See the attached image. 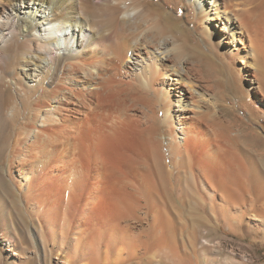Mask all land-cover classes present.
Here are the masks:
<instances>
[{
  "label": "bare ground",
  "instance_id": "1",
  "mask_svg": "<svg viewBox=\"0 0 264 264\" xmlns=\"http://www.w3.org/2000/svg\"><path fill=\"white\" fill-rule=\"evenodd\" d=\"M200 9L206 16L193 34L211 50L228 37L234 47L223 50L255 70L252 88L264 97V0H213ZM187 12L197 18L194 5ZM207 17L226 36L217 38ZM187 32L183 20L149 0H0L5 240L13 241L4 207L17 202L15 187L49 240H71L70 256L82 243L100 249L104 242L117 261L166 241L170 220L162 216L185 204V177L203 197L224 201L212 204L218 213L242 203L264 207V139L256 130L234 134L227 104L223 115L211 109L186 63L171 64L188 55ZM169 36L183 43L170 47ZM202 60L210 74L209 58ZM239 86L238 101L251 107ZM149 216L151 231L126 221Z\"/></svg>",
  "mask_w": 264,
  "mask_h": 264
},
{
  "label": "rangeland",
  "instance_id": "2",
  "mask_svg": "<svg viewBox=\"0 0 264 264\" xmlns=\"http://www.w3.org/2000/svg\"><path fill=\"white\" fill-rule=\"evenodd\" d=\"M149 1L158 8L171 11L174 18L183 20L185 27L188 29L187 33L190 35L188 55L182 59L172 57L171 64L180 67L182 65L181 61L183 64L186 63L190 76L193 80L195 79V83H199L206 93L203 101L211 109L213 108V110L221 112L223 115V106L227 104L226 107L231 112H228V115L224 113V118L237 122L233 130L234 134L238 130H256L264 139V97L257 94V91L252 88L255 86V70L248 67L243 60L238 57H231L227 51L223 50L224 47L229 49L234 47L228 37L224 38L225 42H219L216 39L214 48L211 50L206 38H203L204 40L200 39L197 34L194 35L192 32L197 22H200L199 18H202L198 16H206V12L201 13V5L205 2L206 7H208L213 0ZM190 5L195 7L197 15L195 19L190 18L187 12ZM197 5L198 8H196ZM154 15L152 12L149 17L151 18ZM207 18L206 22L212 28L218 30L217 38L226 36L222 30L214 25L215 20ZM190 19H193L195 23L191 22ZM141 25L145 26L146 20H143ZM155 38L161 40L159 37ZM169 40L170 47L174 46V43H183L182 36L175 39L169 36ZM198 48H200V52L197 51ZM202 58H209L213 68L210 74L208 65ZM129 60L128 63L131 65L133 59L129 58ZM242 65L245 66L244 72L239 68ZM236 85L239 86V89H242V93L251 96V107H246L238 101L240 94L239 91L235 90ZM224 94L225 96H223ZM186 108H189V106ZM141 109L144 111V107H137V110ZM187 182L188 178L185 177L181 185V194L185 199V204L183 205V201H177L175 203L177 207L171 210L168 213L169 215L164 214L162 216L170 220V224H166L167 226L164 224L163 229L166 241L163 244H152L151 246L154 247H151V251L148 253H145L144 249H140L138 255L127 256L125 254L124 259L118 261L116 260L118 255L113 254V251H109V254L104 253V242L98 244L100 249L97 247L90 248L82 243L85 247L80 246V252L74 257L70 256L73 253V249L69 248L71 240L65 242L64 245L59 239L49 240L46 231L43 230L42 232L43 225H39L38 220L35 219L31 214V210L26 206L25 197L15 187V191L19 196L16 199L17 202L10 200L9 205L7 204L4 207L7 212L5 222L11 228L9 231L13 236V241L5 240L6 236L3 232L8 230L0 229V264H165L168 261L170 262L168 264H264V207L252 205L246 207L242 203L239 205L240 207L235 206L227 213H218L211 209L212 204H220L224 201L220 198L212 200L203 197L204 194L195 191L196 187L193 183L188 184ZM126 221L135 227L137 231L142 229L151 231L153 229V218L151 216L148 219L139 221L132 217ZM2 222V216L0 215V226L4 223ZM90 233H88V237L91 236ZM158 248L161 250L159 256H157ZM69 253L71 254L69 255ZM80 254L84 255L81 256ZM83 257L85 258L83 259ZM114 260L117 262L113 263Z\"/></svg>",
  "mask_w": 264,
  "mask_h": 264
}]
</instances>
